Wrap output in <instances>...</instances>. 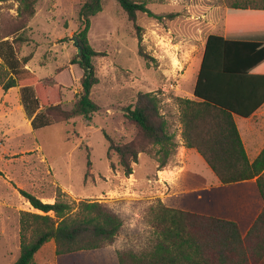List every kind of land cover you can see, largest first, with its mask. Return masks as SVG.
Listing matches in <instances>:
<instances>
[{"label": "rangeland", "instance_id": "1", "mask_svg": "<svg viewBox=\"0 0 264 264\" xmlns=\"http://www.w3.org/2000/svg\"><path fill=\"white\" fill-rule=\"evenodd\" d=\"M85 1L38 0L34 15L22 24L16 2L0 3V36L22 27L28 42L16 45L17 56L29 57L26 67L59 92L48 89V99L66 110L81 89L82 71L69 61L80 49L71 37ZM102 1V11L91 18L88 32L93 49L105 54L93 61L99 83L90 96L100 111L90 121L77 117L33 130L20 106L19 88L5 92L0 87V264H13L20 255L19 212L42 214L19 190L45 203H53L59 191L72 204L98 201L123 223L115 241L103 249L57 256L51 241L32 264H118L116 251H140L152 244L148 212L158 200L176 209L233 220L241 230L261 205L254 183L220 185L197 153L178 148L181 126L174 99L192 93L205 39L223 33V16L206 17L205 0H138L156 17L138 13L133 22L115 1ZM139 36L146 58L139 54ZM138 93L159 99L160 114L174 134L177 148L166 166L173 171L170 184L157 181L154 156L140 153L133 173L125 177L118 157L107 154L105 133L120 143L138 137L121 111L135 105ZM235 120L240 129L246 122L241 117ZM257 120L264 123V114Z\"/></svg>", "mask_w": 264, "mask_h": 264}, {"label": "trees", "instance_id": "2", "mask_svg": "<svg viewBox=\"0 0 264 264\" xmlns=\"http://www.w3.org/2000/svg\"><path fill=\"white\" fill-rule=\"evenodd\" d=\"M17 3V18L24 23L35 12L38 0H0ZM130 21L138 13L156 17L138 0H113ZM102 0H86L79 9L75 36L80 49L69 61L81 71L80 93L70 110L48 99L46 91L57 89L44 84L26 66L29 57L19 58L16 45L28 42L22 27L10 36H0V87L7 92L19 88L20 106L33 130L56 123L67 124L77 117L90 121L100 107L91 99L99 83L94 59L104 57L88 41L91 18L102 11ZM225 35L241 28L264 29V6L247 10L231 6L226 10ZM20 32V33H19ZM139 54L146 58L140 46ZM59 94V92H58ZM192 98L175 97L179 110L183 146L194 149L221 185L255 179L263 206L245 234L236 222L176 209L157 201L149 207L153 228L152 244L140 251H116L118 264H264V148L249 161L234 116L247 119L264 104V42L231 40L223 35L206 38ZM59 100H61L59 95ZM159 99L151 93H138L134 106L122 107L124 118L138 132L128 143L114 141L104 134L107 154L118 157L125 177L140 153L154 156L157 170L167 166L177 143L167 121L160 114ZM87 166H90L87 154ZM111 169L115 166L110 164ZM36 212H19L20 255L13 264H32L36 253L53 242L57 256L90 252L111 245L119 235L122 220L110 207L98 201L74 204L59 191L53 203L19 190Z\"/></svg>", "mask_w": 264, "mask_h": 264}, {"label": "crops", "instance_id": "3", "mask_svg": "<svg viewBox=\"0 0 264 264\" xmlns=\"http://www.w3.org/2000/svg\"><path fill=\"white\" fill-rule=\"evenodd\" d=\"M205 5H206V7L204 9V12H205L206 17L223 16V30H222L223 33L217 34V35H223L225 38L231 39V40L249 41V42H264V29L254 28V27H245V28H241L239 30V32L235 35H225V32H224V23H225L224 19H225L226 10L229 7L236 5V6H240V7H245L247 10H252V8L263 7L264 6V0H205ZM205 42H206V39H205ZM205 42L203 44V50H204ZM200 63H201V61H200ZM192 97H193V94L191 93L186 98H192ZM263 114H264V104L251 117L245 119L246 122L242 126L241 129L238 127L236 120H235V118L237 116H234V121H235V124L237 126L241 141L243 143V146H244V149H245V152H246V155H247V158L249 159V161H253L259 155V153L262 151V149L264 148V123L259 122L257 120ZM180 133H181V130H180ZM179 136H180V134H179ZM179 143H180V145L178 147L179 150L182 149L185 152L197 153L194 149L185 148L183 146V141L181 138L179 140ZM172 174H173V171L170 169V167H167V168L165 167L162 170H156V175L158 178L157 181H161L162 184H165V183L170 184L174 181V176H172ZM245 182H251V183H254L256 185L255 179L250 180V181H245ZM256 188H257V186H256ZM257 191H258V189H257ZM260 200H261V198H260ZM262 206H263V202L261 200V205L259 206L258 211L255 212L253 220L257 216V214L260 211V209L262 208ZM220 219H222V218H220ZM225 220H227V219H225ZM253 220L250 221L245 226V228L243 230L240 229V224L238 222H236L238 227H239L241 234L246 233V231L249 229L250 225L252 224ZM231 221H233V220H231Z\"/></svg>", "mask_w": 264, "mask_h": 264}, {"label": "water", "instance_id": "4", "mask_svg": "<svg viewBox=\"0 0 264 264\" xmlns=\"http://www.w3.org/2000/svg\"><path fill=\"white\" fill-rule=\"evenodd\" d=\"M71 40L73 41V43L76 46V48L79 49L80 48V43H79V41H78V39L76 38L75 35L71 37Z\"/></svg>", "mask_w": 264, "mask_h": 264}]
</instances>
